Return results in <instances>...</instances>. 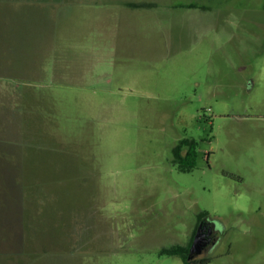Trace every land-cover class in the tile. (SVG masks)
Returning a JSON list of instances; mask_svg holds the SVG:
<instances>
[{"label":"rangeland","instance_id":"374dc122","mask_svg":"<svg viewBox=\"0 0 264 264\" xmlns=\"http://www.w3.org/2000/svg\"><path fill=\"white\" fill-rule=\"evenodd\" d=\"M204 220L264 264V0H0V264H184Z\"/></svg>","mask_w":264,"mask_h":264},{"label":"trees","instance_id":"16d2710c","mask_svg":"<svg viewBox=\"0 0 264 264\" xmlns=\"http://www.w3.org/2000/svg\"><path fill=\"white\" fill-rule=\"evenodd\" d=\"M172 155L173 161L180 172H190L196 164V142L193 139L188 138H183L179 140L173 148ZM198 218L199 220H202L205 218V215L201 213L199 214ZM203 222H205V220ZM197 226L198 224L195 227V231L197 229ZM195 231L186 246H173L165 252L169 255L180 257L184 264H208L210 262V258L207 257L195 258L192 260L187 259L189 248L193 240Z\"/></svg>","mask_w":264,"mask_h":264},{"label":"water","instance_id":"95a60500","mask_svg":"<svg viewBox=\"0 0 264 264\" xmlns=\"http://www.w3.org/2000/svg\"><path fill=\"white\" fill-rule=\"evenodd\" d=\"M208 224L209 223L207 222H202L198 225L189 248L187 256L188 260H192L199 256L203 252L206 245L209 243L210 238L207 239V237L212 234V230L211 228L207 229Z\"/></svg>","mask_w":264,"mask_h":264},{"label":"flooded vegetation","instance_id":"af4514ba","mask_svg":"<svg viewBox=\"0 0 264 264\" xmlns=\"http://www.w3.org/2000/svg\"><path fill=\"white\" fill-rule=\"evenodd\" d=\"M208 228H211V230H212V234H211L209 237H207V239L210 238V241H209V243L206 245V247L204 248L203 251H205V250H207L208 248L212 247V246L217 242V233H216V231H215V226L212 225V224H208L207 229H208Z\"/></svg>","mask_w":264,"mask_h":264}]
</instances>
